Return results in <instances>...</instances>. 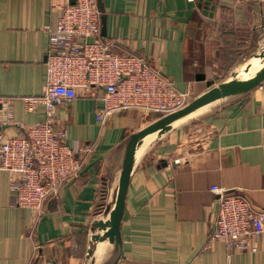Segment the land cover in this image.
I'll use <instances>...</instances> for the list:
<instances>
[{"label":"crops","instance_id":"0c3cea01","mask_svg":"<svg viewBox=\"0 0 264 264\" xmlns=\"http://www.w3.org/2000/svg\"><path fill=\"white\" fill-rule=\"evenodd\" d=\"M102 2L103 37L117 44L115 50L147 57L193 97L225 77L241 57L228 69L229 58L221 55L224 22L204 15L196 0ZM214 2L216 11L228 16V33L237 41L250 26L243 54L260 20V0ZM63 3L0 0V98L13 100V118L0 124L6 136L46 119L43 106L28 112L23 99L43 93L46 28L55 27ZM102 107L101 99L80 92L57 108L56 126L67 129V143L80 154L89 144L94 151L81 174L46 202L40 217L16 205L15 174L0 169V264H84L109 157L125 136L158 118L143 120L129 110L101 123L97 112ZM213 185L244 195L264 210V84L245 99L172 130L145 153L129 185L119 264H264V237L253 241L256 252L230 251L224 240L210 241L218 212Z\"/></svg>","mask_w":264,"mask_h":264},{"label":"built area","instance_id":"2783aa9c","mask_svg":"<svg viewBox=\"0 0 264 264\" xmlns=\"http://www.w3.org/2000/svg\"><path fill=\"white\" fill-rule=\"evenodd\" d=\"M103 12L99 0H64L55 27L47 26L49 47L46 84L40 96L23 99L28 112L43 106L44 122L15 136H6L0 126V169L15 174L12 186L17 206L33 210L40 217L46 202L83 171L94 151L87 145L67 143L66 128L56 126L57 108L74 101L79 93L103 101L97 112L101 123L117 113L135 110L143 120L182 108L193 98L180 90L149 59L132 50L116 51L117 44L103 37ZM8 103L7 124L13 118ZM1 112V107H0ZM1 117V114H0ZM218 195L215 230L210 241L224 240L228 250L256 252L253 241L264 237V210L257 209L244 195L213 185Z\"/></svg>","mask_w":264,"mask_h":264},{"label":"water","instance_id":"95a60500","mask_svg":"<svg viewBox=\"0 0 264 264\" xmlns=\"http://www.w3.org/2000/svg\"><path fill=\"white\" fill-rule=\"evenodd\" d=\"M202 13L215 16L214 0H196ZM102 32L106 35L105 8ZM261 15L255 25V35L228 74L211 84L188 104L156 118L145 127L129 133L109 157L103 177L101 198L93 213L88 230L84 264H119L124 254L123 219L129 185L133 173L145 153L163 136L191 122L201 121L222 108L237 103L264 84V0H260ZM257 67L253 70L252 62ZM1 107L0 120L7 119L8 103Z\"/></svg>","mask_w":264,"mask_h":264},{"label":"trees","instance_id":"16d2710c","mask_svg":"<svg viewBox=\"0 0 264 264\" xmlns=\"http://www.w3.org/2000/svg\"><path fill=\"white\" fill-rule=\"evenodd\" d=\"M215 16L217 20L224 22L223 28L225 32H222V37L225 43V47L221 50V55L223 57L226 55V57L229 58L228 69H230L237 60V58L242 55V50L245 43H243L244 41H242V39L237 41V37H232L231 34L228 33L230 27L228 25V16L224 14V10L216 11ZM203 78L204 74L199 75V79Z\"/></svg>","mask_w":264,"mask_h":264},{"label":"rangeland","instance_id":"374dc122","mask_svg":"<svg viewBox=\"0 0 264 264\" xmlns=\"http://www.w3.org/2000/svg\"><path fill=\"white\" fill-rule=\"evenodd\" d=\"M249 27V29H250V26H248ZM249 29H245L246 31H247V33H246V39L245 38H241V39H244L245 40V42H247V39H248V31H249ZM215 42H217V39H216V41Z\"/></svg>","mask_w":264,"mask_h":264},{"label":"bare ground","instance_id":"6f19581e","mask_svg":"<svg viewBox=\"0 0 264 264\" xmlns=\"http://www.w3.org/2000/svg\"><path fill=\"white\" fill-rule=\"evenodd\" d=\"M252 64H253V67L251 68V70H253L255 67H257V64L255 61H253Z\"/></svg>","mask_w":264,"mask_h":264}]
</instances>
